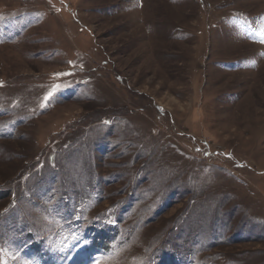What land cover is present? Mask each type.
Wrapping results in <instances>:
<instances>
[{"label":"rangeland","instance_id":"1","mask_svg":"<svg viewBox=\"0 0 264 264\" xmlns=\"http://www.w3.org/2000/svg\"><path fill=\"white\" fill-rule=\"evenodd\" d=\"M0 264H264V0H0Z\"/></svg>","mask_w":264,"mask_h":264}]
</instances>
